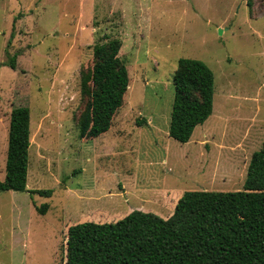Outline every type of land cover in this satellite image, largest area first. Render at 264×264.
<instances>
[{
  "label": "rangeland",
  "instance_id": "obj_1",
  "mask_svg": "<svg viewBox=\"0 0 264 264\" xmlns=\"http://www.w3.org/2000/svg\"><path fill=\"white\" fill-rule=\"evenodd\" d=\"M247 2L0 0V181L11 112L28 107L27 188L54 190L0 192V264H66L77 223L133 210L165 218L186 191L243 190L264 142V0ZM109 40L121 41L130 89L111 129L82 139L81 74ZM17 52L13 70L6 64ZM183 58L214 75L213 113L185 144L169 136Z\"/></svg>",
  "mask_w": 264,
  "mask_h": 264
},
{
  "label": "trees",
  "instance_id": "obj_2",
  "mask_svg": "<svg viewBox=\"0 0 264 264\" xmlns=\"http://www.w3.org/2000/svg\"><path fill=\"white\" fill-rule=\"evenodd\" d=\"M121 46L119 40L96 44L92 69L82 71L81 94L89 98L77 119L82 139L111 129L130 89L128 69L119 58ZM19 55H9L6 65L16 70ZM173 84L169 136L185 144L213 113L214 75L204 62L183 58ZM30 123L28 107L12 110L0 192L51 197L54 190L27 188ZM48 208L43 204L38 212L45 214ZM66 264H264V142L251 157L243 190L186 191L165 218L133 210L114 222L69 227Z\"/></svg>",
  "mask_w": 264,
  "mask_h": 264
},
{
  "label": "water",
  "instance_id": "obj_3",
  "mask_svg": "<svg viewBox=\"0 0 264 264\" xmlns=\"http://www.w3.org/2000/svg\"><path fill=\"white\" fill-rule=\"evenodd\" d=\"M222 32V30H220V33Z\"/></svg>",
  "mask_w": 264,
  "mask_h": 264
}]
</instances>
